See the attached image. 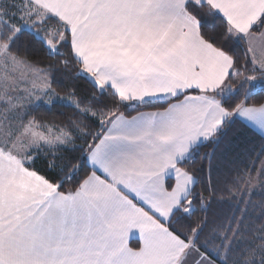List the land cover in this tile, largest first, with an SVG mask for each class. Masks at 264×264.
<instances>
[{"label": "snow or ice", "instance_id": "obj_1", "mask_svg": "<svg viewBox=\"0 0 264 264\" xmlns=\"http://www.w3.org/2000/svg\"><path fill=\"white\" fill-rule=\"evenodd\" d=\"M256 131L264 0H0V264H264Z\"/></svg>", "mask_w": 264, "mask_h": 264}, {"label": "trees", "instance_id": "obj_2", "mask_svg": "<svg viewBox=\"0 0 264 264\" xmlns=\"http://www.w3.org/2000/svg\"><path fill=\"white\" fill-rule=\"evenodd\" d=\"M248 140L251 141V143L248 145L249 149H254V151L256 153L255 155L251 156V161H249V163L251 164V162L256 161L257 155L259 154L261 147L264 146V141H261L260 136L256 132L251 134L248 137ZM262 159H264V158H262ZM257 168H259V164H257ZM256 202L257 203L260 202L259 196H257Z\"/></svg>", "mask_w": 264, "mask_h": 264}, {"label": "crops", "instance_id": "obj_3", "mask_svg": "<svg viewBox=\"0 0 264 264\" xmlns=\"http://www.w3.org/2000/svg\"><path fill=\"white\" fill-rule=\"evenodd\" d=\"M256 133H257L259 136H261V133H260L259 131H256Z\"/></svg>", "mask_w": 264, "mask_h": 264}, {"label": "rangeland", "instance_id": "obj_4", "mask_svg": "<svg viewBox=\"0 0 264 264\" xmlns=\"http://www.w3.org/2000/svg\"><path fill=\"white\" fill-rule=\"evenodd\" d=\"M258 187V186H257Z\"/></svg>", "mask_w": 264, "mask_h": 264}]
</instances>
